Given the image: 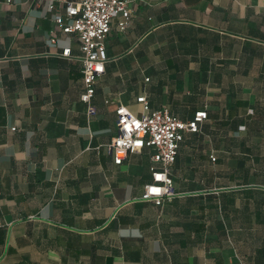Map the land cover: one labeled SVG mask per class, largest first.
<instances>
[{"label":"crops","instance_id":"1","mask_svg":"<svg viewBox=\"0 0 264 264\" xmlns=\"http://www.w3.org/2000/svg\"><path fill=\"white\" fill-rule=\"evenodd\" d=\"M64 1L0 0V264H264V0H133L91 111ZM141 95L207 113L162 205L141 198L152 150L115 165L106 148Z\"/></svg>","mask_w":264,"mask_h":264},{"label":"built area","instance_id":"2","mask_svg":"<svg viewBox=\"0 0 264 264\" xmlns=\"http://www.w3.org/2000/svg\"><path fill=\"white\" fill-rule=\"evenodd\" d=\"M47 1L48 8H54L58 0H33L35 5ZM133 0H65L64 13L56 14L54 22L65 34H73L79 42L82 91L80 100L91 111V99L95 84L105 73L107 55L105 39L112 30V21L117 19L115 28L126 30L130 23ZM141 1V0H140ZM143 1V0H142ZM50 42H55L51 32ZM62 56L70 57L71 48L64 47ZM148 80V78H145ZM139 113L129 111L123 104L115 108L116 133L106 145L115 165H122L130 153L149 148L152 165L151 179L144 186L142 199L162 205L164 200L175 195L170 168L176 160L179 145L186 133L198 132L200 124L207 117L206 111H197L190 120H182L172 115L167 107L152 109L145 95L136 98ZM212 159L214 157L210 155Z\"/></svg>","mask_w":264,"mask_h":264},{"label":"rangeland","instance_id":"3","mask_svg":"<svg viewBox=\"0 0 264 264\" xmlns=\"http://www.w3.org/2000/svg\"><path fill=\"white\" fill-rule=\"evenodd\" d=\"M211 160H212V158H211ZM225 171H228V170L225 169V170H222L221 172H225ZM221 182H222V183H227V181H225V180H222ZM235 182H236V181H235ZM235 184H236V186H231V187L228 186V187H225L224 190H229V188H230V189H231V188L234 189V188L245 187V185H239V184H237V183H235Z\"/></svg>","mask_w":264,"mask_h":264}]
</instances>
